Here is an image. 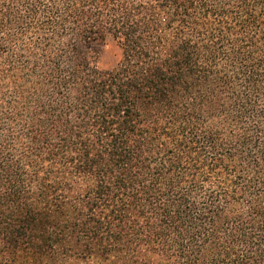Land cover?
<instances>
[{"label": "trees", "instance_id": "16d2710c", "mask_svg": "<svg viewBox=\"0 0 264 264\" xmlns=\"http://www.w3.org/2000/svg\"><path fill=\"white\" fill-rule=\"evenodd\" d=\"M0 264H264V0H0Z\"/></svg>", "mask_w": 264, "mask_h": 264}, {"label": "rangeland", "instance_id": "374dc122", "mask_svg": "<svg viewBox=\"0 0 264 264\" xmlns=\"http://www.w3.org/2000/svg\"><path fill=\"white\" fill-rule=\"evenodd\" d=\"M90 47L98 54V66L102 69H108L117 62L120 50L114 40L108 36L97 37L90 44Z\"/></svg>", "mask_w": 264, "mask_h": 264}]
</instances>
